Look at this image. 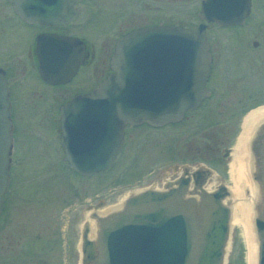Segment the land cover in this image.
Wrapping results in <instances>:
<instances>
[{
	"label": "flooded vegetation",
	"instance_id": "1",
	"mask_svg": "<svg viewBox=\"0 0 264 264\" xmlns=\"http://www.w3.org/2000/svg\"><path fill=\"white\" fill-rule=\"evenodd\" d=\"M203 1L79 0L72 6L75 13L73 18L62 25L26 21L14 13L11 3L0 0V78L4 83L8 101L12 140L9 184L2 197L0 211V264H79V243L87 222H83L78 230L72 219L77 206L73 207L70 203L73 200L91 203L94 199L89 192L91 179L124 162L128 154L125 147L128 130L142 126L158 129L146 123L139 126L125 125L120 150L111 166L90 176L76 173L69 167L62 145V108L75 97L92 92L113 74L110 64L117 44L135 32L164 29L159 35L134 40L129 44V48L133 50L135 47L138 50H134L141 52L137 54L136 62L151 64L148 70L156 80L169 83L174 73L175 39L168 29L179 28L197 32L200 25L204 26L203 36L211 59L204 85L208 96L200 101L198 107L187 110L180 121L163 126L175 128L182 125L187 129L189 125L184 124L192 120L190 128L202 131L198 142L200 147L191 148L194 156L187 164L181 166V174L165 185L173 187L179 178L187 179L188 191L192 195L199 193L198 183L207 193L214 192L221 186L227 188L225 184H218L212 190L207 189L206 182L211 176V167L207 168L205 164L212 160L219 161L218 155L230 161L232 147H224L229 140L226 134L233 128L232 120L245 108L242 99H232L238 109L229 115L225 124H202L205 116L202 118L197 114L207 109L208 105L212 106L209 102L213 98H222V93H214L215 87L219 86L221 92H224L235 90L238 85L242 90L243 80L248 84V75L253 70L252 65L248 64L251 63L248 56L261 46L260 42L253 38L254 35L261 36L264 42V34L258 30L261 21L264 22V0H248L246 16L240 22L226 26L206 22L199 17ZM23 2L40 3L41 0ZM191 6L194 7L193 12L190 10ZM234 15L238 19V16ZM193 17L197 22L195 26H190L189 20ZM177 46L181 47V44L178 43ZM140 47L143 49L140 50ZM214 52L216 55L213 56ZM227 59L232 61V64L228 65ZM214 73L217 76V84L212 79ZM218 107L221 109L222 103H219ZM180 135H183L179 138L182 140L185 135ZM133 139L134 136L129 141L133 143ZM178 152L181 153V150ZM14 164L48 165L54 170L57 166L54 174L42 167L38 172L39 179L59 181L75 177L78 180H86V183L77 186L69 184V188L63 190L64 195L60 200H65L64 202H69L70 205L52 212L46 220H41L42 213L38 207L27 204L21 212L24 221L19 222L8 212L12 202L9 197ZM87 193L91 194L89 199H86ZM44 195L48 196L49 191H45ZM53 195L50 199L56 196ZM40 199L43 200L41 197ZM26 200L28 203L32 202L29 198ZM98 206L102 208V202H99ZM60 211L67 214L64 221L59 215ZM95 211L92 206L89 208V219ZM70 213L72 216H68Z\"/></svg>",
	"mask_w": 264,
	"mask_h": 264
},
{
	"label": "water",
	"instance_id": "2",
	"mask_svg": "<svg viewBox=\"0 0 264 264\" xmlns=\"http://www.w3.org/2000/svg\"><path fill=\"white\" fill-rule=\"evenodd\" d=\"M7 1L26 21L63 25L73 18L72 6L79 0ZM248 5V0H204L199 17L220 26L232 25L246 16ZM203 28L200 25L197 32L168 29L175 39L169 83L156 80L148 70L151 64L136 62L141 52L129 48L134 40L159 35L164 29L138 31L117 44L110 64L113 74L62 108V145L71 169L84 176L103 172L120 150L125 125L146 123L160 128L177 123L187 110L199 106L208 96L204 85L211 60ZM7 109L0 78V211L9 184L12 144ZM249 151L251 179L259 194L253 222L257 264H264V118L253 132ZM198 186L199 193L192 195L188 180L179 178L173 187L130 192L117 209L102 216L94 213V237H87V224L83 228L80 264H224L228 191L221 186L207 193Z\"/></svg>",
	"mask_w": 264,
	"mask_h": 264
},
{
	"label": "rangeland",
	"instance_id": "3",
	"mask_svg": "<svg viewBox=\"0 0 264 264\" xmlns=\"http://www.w3.org/2000/svg\"><path fill=\"white\" fill-rule=\"evenodd\" d=\"M262 1V0H261ZM263 2V1H262ZM194 7L191 6V12ZM192 16V14H191ZM196 19L190 18L189 25L195 26ZM264 22L261 21L259 25V32L264 34ZM263 24V25H262ZM261 46L258 49H254L248 57H250L252 65V73L248 84L246 80H243V84L240 90L238 85L235 90H222L218 87H213L214 93H222V98L215 100L213 98L209 103L207 109L202 110L197 115L204 118L205 121L202 124H225L231 113L238 109V105L232 103V99H242L244 110L234 120H232L233 128L226 135L228 141L224 147H232L233 149L237 143V140L242 132V127L245 119L249 114L257 109L264 107V42L261 36L254 35ZM216 52L213 53V56ZM228 65L232 64L229 61ZM230 76V75H229ZM245 76V75H241ZM217 76L213 74V82L217 84ZM213 86H215L213 84ZM222 103V108L218 107V104ZM233 110V111H232ZM248 110V111H247ZM247 111V112H246ZM245 113V114H243ZM189 120L184 125H189V128H184L182 125L179 127H162L156 130L150 129L146 126L136 128L134 130H128L125 147L127 155L123 163L113 166L107 172L94 176L89 182V192L93 195V201L87 202V204L81 201H72V206H77V211L72 219L77 224L78 230L81 229L83 222L89 223L93 221L88 218V210L92 206L96 210V215L102 210L114 207L120 204L123 198L127 196L131 191H141L144 189H156L162 190L164 185L173 180L175 177L181 174V166L188 163V160L194 156V152L191 151L193 146L200 147V130L195 131L191 126ZM230 123V121H229ZM186 129V130H185ZM185 137L181 140L179 138ZM134 136V139L129 140ZM131 137V138H130ZM173 138V140H172ZM130 142V143H129ZM195 142V143H193ZM172 148V149H171ZM181 150V153L178 152ZM126 152V151H125ZM231 153V150H230ZM219 161H209L205 165L211 169V176L206 182L207 189H214L218 184H225L227 187L231 185L229 181V168L232 161L223 159L220 155L217 156ZM211 160V159H210ZM200 161V160H199ZM193 166V164H191ZM54 174L53 167L48 165H24L14 164L12 168V175L10 181V207L8 212L14 215L15 219L19 222H23L24 218L21 214L23 207L27 204H32L38 207L39 212L42 213L41 220L47 219L48 215L56 210L63 209L69 202L60 200L63 198V190L69 188V184L77 186L79 184L85 185L86 180H78L75 177L65 178L62 180H40L38 172L41 168ZM175 167V168H174ZM194 167V166H193ZM50 168V169H49ZM67 172L68 170H64ZM35 175H29V174ZM69 179V180H68ZM49 191V195L45 197L44 192ZM81 192H78L80 194ZM34 194V197H33ZM50 199V196H54ZM91 194L86 195V199H89ZM43 198V200L40 199ZM31 199L32 202L28 203L26 199ZM39 199V202H38ZM54 200V202H52ZM14 202V203H13ZM102 202L103 207L99 208L98 204ZM68 204V205H70ZM72 207V208H73ZM101 207V206H100ZM63 214V216H62ZM63 221L66 219L67 214L63 211L59 212ZM68 216H72L68 214ZM86 218V219H85ZM86 220V221H84ZM80 253V252H79ZM80 264V261H79ZM224 264H248L247 263V249L242 230L239 227L229 228V237L227 246L225 249Z\"/></svg>",
	"mask_w": 264,
	"mask_h": 264
},
{
	"label": "bare ground",
	"instance_id": "4",
	"mask_svg": "<svg viewBox=\"0 0 264 264\" xmlns=\"http://www.w3.org/2000/svg\"><path fill=\"white\" fill-rule=\"evenodd\" d=\"M264 118V107L253 111L244 121L242 132L233 149H231V163L229 168V181L227 187L228 197L225 199L229 209V228L239 227L242 230L247 249V263L257 264V241L254 231L255 209L259 203L258 189L251 179L252 162L249 151V144L255 128ZM119 204L98 212L102 216ZM88 235L92 239L95 234L94 221H89Z\"/></svg>",
	"mask_w": 264,
	"mask_h": 264
}]
</instances>
